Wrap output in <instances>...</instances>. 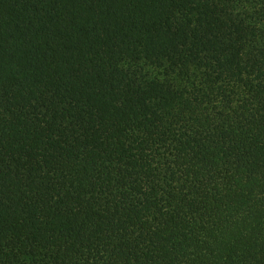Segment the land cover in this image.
Returning a JSON list of instances; mask_svg holds the SVG:
<instances>
[{"label":"trees","instance_id":"16d2710c","mask_svg":"<svg viewBox=\"0 0 264 264\" xmlns=\"http://www.w3.org/2000/svg\"><path fill=\"white\" fill-rule=\"evenodd\" d=\"M0 264H264V0H0Z\"/></svg>","mask_w":264,"mask_h":264}]
</instances>
